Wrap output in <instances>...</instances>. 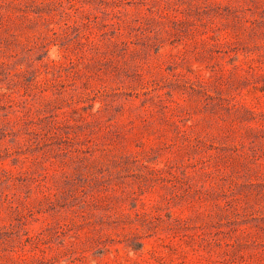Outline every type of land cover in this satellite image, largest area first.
Returning a JSON list of instances; mask_svg holds the SVG:
<instances>
[{"label": "rangeland", "instance_id": "374dc122", "mask_svg": "<svg viewBox=\"0 0 264 264\" xmlns=\"http://www.w3.org/2000/svg\"><path fill=\"white\" fill-rule=\"evenodd\" d=\"M0 264H264V0H0Z\"/></svg>", "mask_w": 264, "mask_h": 264}]
</instances>
